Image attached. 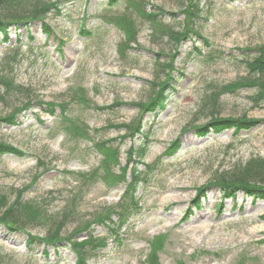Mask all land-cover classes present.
<instances>
[{"label": "rangeland", "instance_id": "obj_1", "mask_svg": "<svg viewBox=\"0 0 264 264\" xmlns=\"http://www.w3.org/2000/svg\"><path fill=\"white\" fill-rule=\"evenodd\" d=\"M68 1H62L59 14L47 15L53 29L49 36L35 22L32 38L23 29L17 41L10 29L9 41L0 42V74L7 70L22 86L0 99V116L30 98L32 103L71 102L65 119L56 120L34 104L19 114L17 125L0 124V141L23 152L0 154V194L10 204L21 191V201L35 211L26 221L28 232L45 237L65 215L55 232L69 236L117 203L125 185L103 182L102 156L93 143L123 135L125 129L108 124L131 126L150 95V83L171 76L174 89L168 91L163 111L155 118H141L148 138L144 160L137 165L147 178V184L137 188L139 213L122 228L119 240L102 224H92V234L104 238V245L88 252V264H145L150 241L160 235L159 264H264V200L253 201L241 191L223 200L216 185L195 197L196 188L220 171L250 157L264 158V103L251 101L250 88L232 93L222 87L246 76L244 60L264 47V0H198L202 12L196 28L210 46L191 35L174 38V32L187 25L182 0H118L109 5L106 0ZM157 8L164 11L157 20L166 29L153 30L142 13ZM160 64H170L165 73ZM82 87L77 94L89 105L75 98ZM114 102L119 104L112 109L93 108ZM211 113L244 115L259 123L237 134L229 129L200 136L198 127L203 126L198 125L207 123ZM82 124L92 139L78 133ZM144 135L122 140L120 166L128 147L138 145ZM175 139L178 151L161 156ZM116 142L119 139L111 144ZM110 166L116 172L119 165ZM92 172L93 179L82 181L79 176ZM194 198L197 208L190 203ZM5 209L0 207V216ZM26 241V233L0 225V264L76 260L66 241L57 248L49 245L47 256L44 244Z\"/></svg>", "mask_w": 264, "mask_h": 264}, {"label": "trees", "instance_id": "obj_2", "mask_svg": "<svg viewBox=\"0 0 264 264\" xmlns=\"http://www.w3.org/2000/svg\"><path fill=\"white\" fill-rule=\"evenodd\" d=\"M62 1L63 0H0V42L6 43L9 41L10 29L14 30L17 41H19L21 31H23V29L27 32L28 37L32 38L30 29L31 24L35 22L39 24L41 31L46 36H49L53 29L46 21L47 15L50 13L55 15L59 14L61 11ZM71 1L73 0H69L68 2ZM117 1L118 0H106L108 5L116 3ZM181 3L183 7L181 13L184 15L187 25L182 28V32H174V38L178 40L179 38H187L191 35L201 39L206 46H210L209 41L203 37L196 28V21L200 19L202 12L199 1L182 0ZM157 9L158 12L143 11L142 13L150 22L153 30H155V28L160 29V27L162 29L168 28L162 22L157 20L158 15L164 13L163 9ZM169 15L171 17L175 16L173 13H169ZM15 47L16 49H19L17 46ZM130 48L132 47H128V49ZM156 55L160 56V54ZM243 63L247 70V75L238 78L228 85H223V90L233 93L240 88H250L252 89V94L249 95L251 101L256 104L264 103V47L257 48L256 54L252 58L244 60ZM160 65L158 66L165 73L170 64ZM1 70L5 69L2 68ZM167 74L168 73H166V76ZM171 79V76H167V78L163 81L155 80L150 83V95L148 96L147 101L143 104L138 119H136L131 126H126L122 123L108 124L107 127L109 128L114 127L125 129L126 132H124L123 135H120L117 138L100 139L93 143L95 150L102 156L101 165L103 167L104 175H102L101 178L103 182L112 186L121 183L125 185L123 193L114 206L108 208L104 213L95 216L91 220V224L88 223L82 227L76 228L73 233L65 237H62L60 234L55 232L59 231L64 224L65 215H63L60 217L62 219L59 218V220H55L57 221L56 224H54L56 227L52 233L48 232L45 237H39L30 234L27 230L26 221L31 218L34 210L30 205L21 201V191L18 190L14 200L10 204H8L6 197L3 194H0V207H6L5 212L0 216V225L4 226L8 231L26 233V243L28 245L32 243L35 244L37 242L44 244L46 247L43 251L44 256H47L48 254L49 245L57 248L58 246L63 245V242L66 241V244L75 253L76 260L74 264H88V252L104 245V238H99L92 234V224H102L110 234L119 240V233L122 228L130 222V219L134 215L139 213L140 201L137 196V188L138 186L147 184V178L141 175V171L137 166L142 164L145 157L146 139L148 138V134L144 135L145 131L142 130L143 126L141 118L145 114L149 115V117L155 118L161 111H163L166 100L168 99V91L174 89L173 85H171ZM20 88H22V86L15 83L14 79L9 75L7 70L0 74V99L10 95L11 91H16ZM83 90V87L78 88L75 92V98L89 105L87 100L79 98L77 94V91L81 92ZM75 98L70 99V101L76 103L77 100ZM32 102V98L27 99L21 106L14 108L9 114L0 116V124L6 126L17 125L19 123V114H21L22 111H26L34 104L46 115L56 117V120L65 119L69 114L67 107L71 104L69 101L54 103L43 102L39 99L34 103ZM117 104L119 103L114 102L108 106L96 105L93 108L103 111L112 109V107ZM89 108H92V106ZM57 111L58 115H56ZM34 115H36L38 120H41L38 113ZM41 122L42 121H40V123ZM258 123L259 120L249 119L244 115L241 117H217L215 114H212L207 123L198 125L203 126L198 127V133L200 136H205L209 131H212L213 133H220L222 131L232 129L233 133L237 134L241 131L253 128ZM79 126L80 128H76L78 133L84 139H92L90 137V130L88 127L85 124ZM138 134H143L145 136L144 140H141L138 145L131 144L128 147L126 151V161L124 165L120 166L119 157L121 144L123 142L122 140L125 138L132 140L137 137ZM117 139H119V142L111 144ZM179 144L178 139L173 140L166 147L161 156H173L178 151ZM3 153L21 155L23 152L17 147L0 141V154ZM130 162L133 165L131 168ZM111 164L114 166L119 165L116 172L111 171ZM149 168L152 169L151 167ZM128 171L130 172V179L127 178ZM110 175H112V181L111 178L109 179ZM79 176L80 178L82 177V181L84 178L85 180H89L93 179L92 177L95 176V172H92L90 175L80 173ZM210 185H216L221 190L223 200L234 199L240 191L245 195L252 197L253 201L264 200V158L260 156L250 157V159L244 163L239 162L226 170L220 171L209 183L196 188L197 193L195 197L198 198V196H202L205 193L204 191ZM196 198L190 201V203L197 208L198 199ZM154 239L156 240L155 242ZM162 240L163 236L160 235L153 237L150 241L151 250L145 260V264H159L157 252L161 247Z\"/></svg>", "mask_w": 264, "mask_h": 264}]
</instances>
